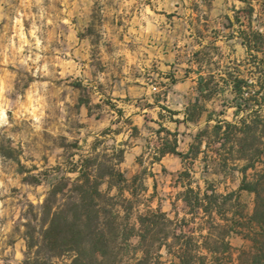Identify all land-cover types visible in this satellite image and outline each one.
Returning <instances> with one entry per match:
<instances>
[{
	"label": "clouds",
	"instance_id": "9594fccd",
	"mask_svg": "<svg viewBox=\"0 0 264 264\" xmlns=\"http://www.w3.org/2000/svg\"><path fill=\"white\" fill-rule=\"evenodd\" d=\"M228 23L231 28L225 27ZM241 33L264 38V0H0V264H180V247L164 234L179 218L164 227L158 240H150L146 259L144 226L136 218L148 212L147 194L141 188L138 196L130 178L143 170L135 160L141 153L143 167L148 165L153 149L146 147L144 136L152 133L141 129L137 139L131 128L141 124L140 108L162 93L160 73L167 74L177 56L191 59L199 52L200 64L190 66L211 78L209 92L195 91L193 75L173 86L176 102L169 104L183 110L185 96L199 97V118L189 131L207 135L194 161L192 188L202 190L204 181L212 179V160L218 157L207 145L220 149L225 144L224 139L217 142V123L219 137L229 128L234 135L225 148L232 150L228 166L236 169L237 183L245 176L247 183L261 182L264 124L254 126L251 112L264 120V51L250 50ZM252 56L258 57L254 63ZM236 77L247 82L239 93ZM249 104L251 110L244 107L236 114ZM149 115L155 117L156 110ZM245 126L254 132L240 131ZM115 130L122 131L117 135ZM242 143L252 145L243 155ZM205 154L207 174L201 163ZM121 173L129 179L120 182ZM260 195L264 198V192ZM106 210L116 217L114 231L104 223ZM200 215L208 219L203 211ZM126 216L135 233L127 241ZM237 231L264 245V236ZM193 235L199 245L193 255L216 264L213 256L219 254L203 244L218 240L217 234L209 238L205 228ZM254 239L224 236L231 260L225 253L221 264H253L252 257L264 264V250L254 246ZM169 245L176 255L169 254Z\"/></svg>",
	"mask_w": 264,
	"mask_h": 264
},
{
	"label": "trees",
	"instance_id": "16d2710c",
	"mask_svg": "<svg viewBox=\"0 0 264 264\" xmlns=\"http://www.w3.org/2000/svg\"><path fill=\"white\" fill-rule=\"evenodd\" d=\"M236 22L238 24L240 23V17L237 15ZM231 24V23H230ZM230 26V25H229ZM242 36H244L245 42L248 45V48L250 50H254L255 52H262L264 51V38H261L258 34L252 33L251 35H246L245 33H241ZM258 57L252 56V59L250 63H254ZM261 64H264V60L260 61ZM201 69H197V73H199L198 76V93L200 95H205L209 92L211 88V78L205 79L203 75H200ZM236 72H240V69H235ZM242 76V74H241ZM229 77L231 78V73H229ZM177 81V78L174 76L170 77V81H167L165 83L161 82V87L166 88L162 93L156 94V103H159L162 99L166 98L168 88L171 84L175 83ZM247 82L242 79L241 77L235 78V89L236 91L242 92V86H246ZM259 95V93H257ZM252 100H255V97L251 98ZM199 102V97H195L194 100L190 101L189 104L185 108V121L196 123L197 119L199 118L197 116V105ZM257 104H259V101H256ZM161 104V103H160ZM163 110L168 112V114L171 116V119L175 121H180L179 119H176L174 117L175 114H177V111L170 109L166 107L165 105H160ZM244 107H248L249 110H251V104L244 106L242 105L240 108L237 109V115L239 114L240 110H243ZM203 113L201 112V116ZM223 115V113H221ZM251 116L254 117L253 119V125H259L264 124V120H261L257 113L255 111L251 112ZM163 117V114H160V118ZM207 121H212L214 119V116L212 114L207 115ZM125 123H130V119L125 120ZM159 127L157 129H154V133L157 136V140L154 143L153 146H148L149 148L153 149V152L151 154V164H154L155 162H160L162 158L167 154H176L182 157L184 162L186 163V166H189L188 164L192 163L195 159L199 157V152L201 145L203 144V141L201 137L207 135L205 130H199L197 131L194 141L190 146V149L188 152H182L178 149L179 146V136L180 132L178 130L172 131L169 128H167L162 122H159ZM221 130V125L219 123L216 124V133H217V142H219L220 139H224L225 144L221 145L220 149H212V144L209 143L207 145L208 148L212 149L218 157L219 163L223 166V168L228 167V160L232 159V150L230 148H225V145L227 142L231 139H234V135L231 131V128H229L228 132L225 133V136L223 138L218 136L219 131ZM122 130H115L116 134H119ZM240 131H244L247 134L251 135L254 132V127L249 128L245 126L244 128L240 129ZM132 137H136L139 135L140 130L135 125L131 128ZM171 138V139H170ZM254 140V137H253ZM149 144H151V141H149ZM124 144H127V141L123 142ZM251 144H245L242 143L241 145V151L240 154H244V149L251 147ZM193 153H196V156H193ZM120 156H124L126 154V149L121 148L119 150ZM144 154L142 157H139V159H143ZM203 161L206 163V166H209V156L205 154L203 156ZM143 165V162H140ZM252 165H248L247 167H251ZM235 169V168H233ZM240 171L243 173L246 171V168L240 169ZM146 175H142V173L135 174L133 178L131 179L132 184L136 186L137 189V195H141L140 189H143V193H148L149 189L145 185L144 181L147 179V177L151 176L154 177V172L152 170H144ZM120 182H125L128 180V177H125L122 173L118 177ZM247 176L244 177L243 180H241L239 187L235 191H231L228 194L219 193L217 190V187L214 184H208L205 190H201L200 186L197 185V189L194 190L192 188L193 178L189 171V169L186 167L184 170H182L177 180L181 183V185L184 187V190L179 193V198L182 199L187 206V213L188 216H183L179 218L176 216L172 220H168L169 214L164 211L160 203L157 207L152 208L154 198L157 193V189L150 194L149 197H146V200L148 202V212L147 214H141L137 216L136 220L138 223H140L142 226H144V233L141 236V243L148 244V249H146V259L149 255V250L151 248V241L158 240L159 233L164 231V227L171 225L174 223L176 218H179V222L175 224V228L170 233H164L165 236L172 235L174 243L178 245L181 249L180 253L177 255V258L180 260V264H194V261L199 260V264H204L206 257H196L193 255V250H198L199 245H197L196 237L193 235L195 232H203L205 228L208 229L209 232V238L211 237V233L215 232L217 236L219 237L218 240L209 242V239L204 240L203 247L212 252V253H218V256H213L214 261L216 264H221V260L225 258L224 254L229 253L227 256V259L231 260L230 255V245L228 243H225L223 241L224 236L229 235L230 233H233L235 235H241L244 238H253L245 236L243 231H237V229L243 230L248 229L250 232L255 233L256 236H264V198L261 197L260 192H264V177H261V182H257V184H250L247 183ZM156 187V186H155ZM259 189V191H257ZM194 191H197V194L194 195ZM198 191L203 192V196L200 197L198 194ZM242 191H248V192H256V205L254 212L251 216H246L244 212V208L240 209V212L236 215L234 212L233 217H229L230 210L226 207L227 203L233 199L234 195L239 196ZM222 197V199H221ZM206 202V204L204 203ZM200 211H203V213L208 217L207 220H204V217L200 215ZM213 213H215V216H213ZM105 217H108L104 219V223L106 227L110 231H114V225L116 223V217L114 215H111L107 210L105 211ZM219 219V221H222L223 223H214L213 221L216 219ZM131 218L126 216L125 217V232H124V240L127 241V239L135 234L134 229H129L127 227V221H129ZM198 221H203V223H198ZM98 243L106 250L107 249V242L101 239L98 241ZM254 246L258 247L260 250H264V245L261 244V241L254 239ZM237 250H239L238 247H236ZM169 254L170 255H176L175 253H172V245L168 246ZM242 255H246L242 253ZM260 257H252L253 264H259ZM144 264V262H142Z\"/></svg>",
	"mask_w": 264,
	"mask_h": 264
},
{
	"label": "rangeland",
	"instance_id": "374dc122",
	"mask_svg": "<svg viewBox=\"0 0 264 264\" xmlns=\"http://www.w3.org/2000/svg\"><path fill=\"white\" fill-rule=\"evenodd\" d=\"M172 15H175V13H173ZM169 19H171V17H169ZM225 19H227V17H225ZM236 23L238 24V22ZM231 26L232 25L230 23L225 25L226 28H231ZM229 39H231V36H229ZM178 58H179L180 64L182 65V68L187 69L188 71H191L193 74L197 71L198 68H193L190 65L192 64L199 65L201 62V57H200L199 52L193 54L191 59H189L187 56H184V57L178 56ZM183 65H188V66H183ZM195 74L199 76V73L196 72ZM160 77H161L162 83L170 81V79H168L165 75L164 76L160 75ZM161 88L163 89V91L166 89L163 87ZM119 116L121 117L124 116L123 110L119 111ZM146 132H150V131L146 130ZM145 143L147 142L145 141ZM215 157H217L216 154H215ZM151 158L152 157L150 155L147 167H143V165L140 163L142 161L144 164V157L143 159L135 158L136 163L140 164L141 167L143 168L142 172H140L142 173V175H146L145 173H143L144 170H147L148 172ZM201 163H203L204 165V169H203L204 173L207 174L209 166H206V163L203 161V159ZM212 163L215 164V167L213 168V171L211 173L212 179L204 181L205 187L202 190H205L208 184H214L217 187V190L219 193L228 194L231 191H235L239 187V183L241 182L240 181L239 183H237V176L235 175L236 169H233V168L229 169V166L227 168H223V166L219 163L218 159L216 158L212 160ZM190 173L192 175V172ZM134 175L135 174H133V176ZM133 176L130 179H132ZM177 178H178V175H174L172 173H164L163 175H157L154 177L149 176L147 177L148 184L146 185L149 189L146 197H149L150 194H152L155 191V189H157V193H156V196L153 202L154 207H157L158 204L160 203L161 208L164 211H166L169 214V216L171 215L173 218H175L176 216H178L179 218L183 217L181 216V213L185 212V209H187V206L185 205L184 201L182 199H178L179 193H181L184 190V187L177 180ZM221 187L223 188L222 191H220ZM239 194H240L239 196L234 195L233 198L235 199H232L226 205V207L230 210L229 217H233L234 212H236L235 214L237 215L240 212V209L242 208H244V212H245V209H249L250 213L252 214L254 212L255 205H256V198L255 199L252 198V193L251 192H243V193L241 192ZM252 214L248 215V217L251 216ZM184 216L189 217L190 215H188L186 211ZM235 236H241V235H235ZM241 237L244 238L243 236ZM235 247L240 248L239 242L236 243Z\"/></svg>",
	"mask_w": 264,
	"mask_h": 264
},
{
	"label": "crops",
	"instance_id": "0c3cea01",
	"mask_svg": "<svg viewBox=\"0 0 264 264\" xmlns=\"http://www.w3.org/2000/svg\"><path fill=\"white\" fill-rule=\"evenodd\" d=\"M180 64L178 56L176 57V60L174 63L170 65V70L167 74L165 73H160L162 76H166L168 79H170L171 76H174L177 78V81L173 84L170 85L168 88V92L166 95L165 99H162L159 103H156V94H154V100L152 103H145L143 107L140 108V113H142V120L140 125H136L140 133L138 136L133 137V138H139L141 135V129H143L145 132L146 130H149L150 133H152V136H144V140L147 142L146 147L149 148L148 146H153L154 143L157 140V136L154 133V129H157L159 127V122H162L167 128H169L167 125L171 124L174 127L169 128L172 131L178 130L180 132V138H179V146L178 149L182 152H188L190 149L191 144L194 141V135L189 129L192 127L194 124L193 122H188L185 121V108L189 104L190 101L194 100L196 96H194L192 99H189L188 96H185L184 99L186 101V104L183 108V110L177 109L170 107V103H175V95L176 93L173 91V86L177 85H182L188 82L189 77L195 75L197 77L196 80V86H195V91L198 92V75L195 73L193 74L191 71H188L187 69H183L182 67L180 69L177 68V65ZM181 65V64H180ZM181 73V74H178ZM133 85H129L128 87L131 88ZM139 86V85H137ZM129 99V98H126ZM161 103V104H160ZM165 105L166 107L173 109L177 111V114L174 115L176 119H179L180 121H175L171 119V116L166 112L165 110L162 109L160 105ZM139 106V102L137 104ZM156 110V115L155 117L149 115L152 111ZM140 113H134V115H138ZM163 114V117L160 118V114ZM156 125V126H155ZM197 133V132H196ZM196 135V134H195ZM149 141H151V144H149ZM151 149V148H150ZM144 153H141V155L137 156L136 158L142 157ZM199 158V157H198ZM195 161V160H194ZM194 161L190 164L189 166H186V163L182 159L181 156L176 155V154H167L165 155L160 162H155L154 164H151L149 166V170H152L154 172V175H163L164 173H172L174 175H179V173L184 170L186 167L189 169L190 172L194 170L195 168V163ZM240 184V183H239ZM238 189V188H237ZM236 189V190H237ZM243 192H248V191H242Z\"/></svg>",
	"mask_w": 264,
	"mask_h": 264
}]
</instances>
